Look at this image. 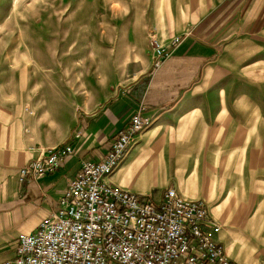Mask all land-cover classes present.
Returning <instances> with one entry per match:
<instances>
[{
    "label": "crops",
    "instance_id": "crops-1",
    "mask_svg": "<svg viewBox=\"0 0 264 264\" xmlns=\"http://www.w3.org/2000/svg\"><path fill=\"white\" fill-rule=\"evenodd\" d=\"M120 4L101 38L0 39V264L139 109L152 124L106 179L157 201L170 187L204 200L231 260L264 264V0ZM152 33L181 36L157 70ZM70 141L56 171L20 182L22 166Z\"/></svg>",
    "mask_w": 264,
    "mask_h": 264
},
{
    "label": "built area",
    "instance_id": "built-area-1",
    "mask_svg": "<svg viewBox=\"0 0 264 264\" xmlns=\"http://www.w3.org/2000/svg\"><path fill=\"white\" fill-rule=\"evenodd\" d=\"M179 42L150 35L155 70ZM151 124L139 109L102 159H84L58 207L35 230L19 235L15 256L4 264H236L213 238L211 230L222 226L210 218L204 200L170 187L157 201L106 179ZM81 135L77 129L72 140ZM73 152L72 141L41 152L19 169L20 182L56 171Z\"/></svg>",
    "mask_w": 264,
    "mask_h": 264
},
{
    "label": "rangeland",
    "instance_id": "rangeland-1",
    "mask_svg": "<svg viewBox=\"0 0 264 264\" xmlns=\"http://www.w3.org/2000/svg\"><path fill=\"white\" fill-rule=\"evenodd\" d=\"M120 1L127 0H0V39L101 38L106 28L118 22ZM89 22L91 27L87 25ZM177 37L181 40V36ZM40 45L35 49L50 56L51 48ZM18 235L11 237L9 252Z\"/></svg>",
    "mask_w": 264,
    "mask_h": 264
}]
</instances>
